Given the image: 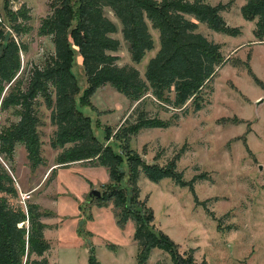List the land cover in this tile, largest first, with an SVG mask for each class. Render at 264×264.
<instances>
[{"label":"rangeland","instance_id":"rangeland-1","mask_svg":"<svg viewBox=\"0 0 264 264\" xmlns=\"http://www.w3.org/2000/svg\"><path fill=\"white\" fill-rule=\"evenodd\" d=\"M201 1L210 6L228 2L218 14L237 32H215L194 16L184 15L196 23V31L219 44L223 57L210 76V87L202 89L199 110L188 104L175 109L149 91L133 101L108 83L97 87L83 105L78 96L86 84L80 56H74L73 70L80 86L74 105L89 117L91 134L120 156V163L114 165L122 175L119 180L112 181L107 166L95 157L58 161L71 143L52 145V106L47 107L39 96L33 105L37 155L30 158L29 150L18 141L10 152L0 145V167L15 190L13 195H2L9 207L25 212L28 204H35L42 214L38 220L44 224L43 238L49 245L43 254L47 264H88L90 254L99 264H137L134 222L130 217L118 221L119 209L111 200L97 202L111 185L126 184L129 157L134 155L147 165L173 163L181 180L191 183L190 188L169 177L154 182L139 167L134 195L127 190L125 195L128 209L140 203L150 210L154 229L176 244L179 253L191 250L194 261L204 264H264V39L253 36L254 19L245 20L240 14L246 0ZM3 2L0 0V23L13 38L19 55V69L12 81L18 79L24 87L32 67H39L52 53L50 35L38 33L41 21L51 12V0H7V9L28 17L16 21L25 29L18 33L3 21ZM103 13L115 25L110 36L118 40L117 50L109 53L117 57V65H132L143 76L148 58L158 48L157 29L146 19L153 45L134 63L119 21L107 7ZM16 109L19 105L0 108V134L18 120ZM145 118L159 119L166 126L127 129ZM92 189L99 192L98 197H89ZM18 226L28 228L29 223L25 220ZM34 258L38 257L31 253L28 260ZM25 259L26 254L22 263ZM144 264L171 261L165 251L154 247Z\"/></svg>","mask_w":264,"mask_h":264},{"label":"trees","instance_id":"trees-1","mask_svg":"<svg viewBox=\"0 0 264 264\" xmlns=\"http://www.w3.org/2000/svg\"><path fill=\"white\" fill-rule=\"evenodd\" d=\"M227 4L210 6L201 0H51V12L41 21L38 33L50 35L52 53L43 58L39 67H32L24 87L20 80L12 81L19 69L18 48L0 23V108L20 107L16 109L18 120L0 134L2 149L4 147L10 152L11 146L18 141L29 150L30 158L37 155V119L33 114V105L39 96L47 107L52 106V145L58 142L60 147L71 143V147L65 148L61 157L58 156V161L69 163L95 157L100 164L107 166L112 181L119 180L122 175L115 170L114 165L120 163V156L91 134L89 117L74 105V98L80 89L78 76L73 70L75 54L80 56L86 84L82 96H78L83 105L88 104V97L97 87L108 83L133 101L149 91L154 98L175 109L188 104L196 111L202 106V89L210 87V76L214 74L215 67L222 63L223 57L219 44L196 31V23L184 15L194 16L212 31L236 35L237 30L226 25L218 14ZM3 5V21L17 33L25 30L16 22L18 19H28L24 12H11L6 8L7 0H4ZM103 7L110 9L119 21L122 37L128 43L130 60L134 63L139 62L153 45L146 19L157 29L158 48L148 58L143 76L132 65H117V57L109 53L117 50L118 40L110 36L115 32V25L104 15ZM240 14L245 20L254 19L253 36L263 40L264 0H246L240 7ZM8 83L10 85L1 95ZM144 126L164 127L166 124L159 119L145 118L127 129L136 130ZM129 164L126 184L111 185L96 201L111 200L114 207L119 209L118 221L124 222L130 217L134 222L137 264H144L149 250L154 247L165 251L171 264H204L194 261L191 250L179 253L176 244L154 229L151 212L145 210L143 204L138 203L128 209L125 200L126 190L130 195L136 191L134 182L139 167L143 175L154 182L169 177L190 188L191 183L181 180V175L173 169V163L162 167L147 165L139 162L134 155L129 157ZM14 193L8 173L0 167V264H47L43 254L49 245L43 238L44 224L38 220L42 214L35 204H28L25 212L20 208L9 207L2 194ZM25 220L29 223L28 228L18 226ZM31 253L38 258L28 260ZM25 254L26 259L22 263ZM88 264L99 263L90 254Z\"/></svg>","mask_w":264,"mask_h":264},{"label":"water","instance_id":"water-1","mask_svg":"<svg viewBox=\"0 0 264 264\" xmlns=\"http://www.w3.org/2000/svg\"><path fill=\"white\" fill-rule=\"evenodd\" d=\"M99 196V192L95 189H92L90 192H89V197H98Z\"/></svg>","mask_w":264,"mask_h":264}]
</instances>
